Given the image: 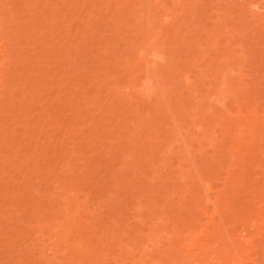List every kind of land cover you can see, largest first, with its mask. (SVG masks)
<instances>
[{"label": "rangeland", "instance_id": "rangeland-1", "mask_svg": "<svg viewBox=\"0 0 264 264\" xmlns=\"http://www.w3.org/2000/svg\"><path fill=\"white\" fill-rule=\"evenodd\" d=\"M169 1L0 0V264H264V3Z\"/></svg>", "mask_w": 264, "mask_h": 264}, {"label": "bare ground", "instance_id": "bare-ground-1", "mask_svg": "<svg viewBox=\"0 0 264 264\" xmlns=\"http://www.w3.org/2000/svg\"><path fill=\"white\" fill-rule=\"evenodd\" d=\"M154 1H157V0H154ZM231 1H239V2H241V3H243L245 0H231ZM250 1V0H249ZM158 2H160V1H158ZM169 3H170V5H169V7L166 9V15H164V16H166V17H163V19H164V21L166 22V23H168V24H170V26H171V28L173 29V28H175L177 25H179L180 23L179 22H181V20H183L182 19V17L184 18V16H185V8H184V6H185V2H184V0H170L169 1ZM258 3H259V5H262V3H264V0H260V1H258ZM158 4V3H157ZM179 10H181L180 12H179ZM2 22H0V31H2V30H5V29H2L3 27H1V24ZM163 24H165L164 22H162ZM18 24V23H17ZM3 26V25H2ZM8 28V29H7ZM6 29V31H10L9 30V27H7ZM22 28V27H21ZM18 29V28H17ZM15 30V29H14ZM23 30V29H22ZM19 31V30H18ZM159 32V31H158ZM2 33H3V31H2ZM0 34H1V32H0ZM4 36H2V38L3 37H6V36H8V33L6 32V33H4L3 34ZM6 35V36H5ZM10 35V34H9ZM1 35H0V46L2 45V43L4 44L5 43V41H4V38H3V41H1ZM149 43H151V46L153 45L152 43H155V41H152V40H150L149 41ZM148 45H150V44H148ZM3 46V45H2ZM3 47H5V46H3ZM9 47V46H8ZM149 47V46H148ZM12 49V48H11ZM13 50V49H12ZM3 52L4 51H6V53H7V51H9V49H7V47H6V49L4 48L3 50H2ZM142 51H144V50H142ZM150 52V51H149ZM155 52V51H154ZM5 52H4V54H6ZM19 53V52H18ZM145 52H143V54H144ZM142 54V53H141ZM138 55V54H137ZM149 56H151L150 54H149ZM154 56H156L155 54H154ZM143 59H141L140 61H142V60H145V58H146V56L145 57H143V56H141ZM148 57V56H147ZM157 57V56H156ZM156 57H150L149 59H148V61H149V63H150V65L152 66H154V64L156 63ZM6 58H7V56H6ZM137 61H139L138 59H137ZM139 61V62H140ZM7 62V61H6ZM142 63V62H141ZM139 64V63H138ZM0 65H2V64H0ZM143 65H145V62H144V64ZM149 65V64H148ZM152 66V67H153ZM148 68V67H147ZM155 68V67H154ZM153 68V69H154ZM148 69H150V68H148ZM149 71V70H148ZM147 74H148V72H147ZM146 78V77H145ZM143 79V78H142ZM149 81V80H148ZM151 81V80H150ZM141 82V81H140ZM138 84V83H137ZM128 85V84H127ZM126 85V86H127ZM139 89L141 90H143L144 91V89H147V82L144 80V81H142V83H139ZM154 85V84H153ZM153 85H152V87H153ZM125 86V87H126ZM129 86V85H128ZM131 86V85H130ZM150 86V85H149ZM149 86H148V88H149ZM133 87H135L134 85H133ZM131 88H132V86H131ZM155 89H157L156 87H154ZM154 88H152V89H150V91L151 90H153ZM131 90V89H130ZM139 90V91H140ZM138 91V90H137ZM150 91L148 90V91H146V92H149L150 93ZM154 91V90H153ZM156 91V90H155ZM152 92V91H151ZM140 93V92H139ZM148 93V94H149ZM141 94H142V92H141ZM245 124H248V122H246ZM226 179H228V178H226ZM226 182H227V180H226ZM201 186H202V197L204 198L202 201H203V203H202V205H201V208H200V210L203 212V213H207L205 210H207V207L209 206V205H212V206H214V208H213V210L211 211V213L208 215L209 217H208V219H210L206 224H207V226L210 224V223H212L211 225H212V227L211 228H214L213 229V231H206L207 232V234H205V237L206 236H208V237H210L211 239H210V241H213L212 243H214V241L215 240H218V237L221 239V241H223V242H220V241H218L219 243H223L222 245L223 246H226V247H229V240L231 239V240H233L232 242L234 243V241H236L237 240V242L239 243V241H240V239H237L236 237V240H234L233 239V237H231L232 235H230V236H228V229H227V227H223V222H224V220H225V218H226V216H225V211H223V210H221V208H220V206L218 205V203L219 202H221V203H227L228 201H227V198H225V194H223V196L221 195V192L219 191V192H217V196H212L213 195V187H212V185L210 184V183H208L207 181H204V182H202V184H201ZM73 190V191H72ZM74 190H75V188L74 189H71V191H70V196H69V194L67 195V193H66V199H67V196H69L68 197V200H66V201H70V202H72V203H75V202H73V200L75 201V199H76V197H75V195H77V192H74ZM77 190V189H76ZM69 192V191H68ZM64 193V192H63ZM64 193V194H65ZM73 193H74V195H73ZM76 193V194H75ZM72 195H73V197H72ZM69 198H71V200H69ZM75 198V199H74ZM82 203V202H81ZM78 205V204H77ZM81 206H83V205H81ZM207 215V214H206ZM214 218V219H213ZM255 220H256V218H255ZM254 220V221H255ZM57 221V220H56ZM55 221V222H56ZM260 222V221H259ZM57 223L58 224H60V225H58V227H60L61 225H62V222L60 223V221L58 222L57 221ZM225 223V222H224ZM39 224H41L40 222H39ZM38 224V225H39ZM45 225H47L46 223H44ZM43 223H42V225H44ZM56 224H55V226H57ZM214 225V226H213ZM226 224H224V226H225ZM48 226V225H47ZM50 226V225H49ZM203 226H205V225H203ZM207 226H205L206 227V229H208L207 228ZM40 228H41V226H39ZM45 227V226H44ZM205 227H203L204 229H202L203 231H205ZM49 228V227H48ZM51 228V227H50ZM60 228H62V226L60 227ZM63 228H64V226H63ZM52 229V228H51ZM197 228H195V230H194V232H190V236H188L187 238L189 239V237H193V233H196V235L198 234V230H196ZM41 230H43V229H41ZM201 230V229H200ZM190 231V230H189ZM42 232V231H41ZM51 232H53V231H51ZM67 232V231H66ZM201 232V231H200ZM230 233V232H229ZM241 233V232H240ZM247 233V232H246ZM183 234V233H182ZM65 235H66V233H65ZM64 235V236H65ZM241 235V234H240ZM243 235V234H242ZM241 235V236H242ZM63 235L62 236H60V238L62 237V241H64L63 240V237H64ZM195 236V235H194ZM197 236H199V234L197 235ZM217 236V237H216ZM229 237H230V239H229ZM244 237V236H243ZM242 237V238H243ZM182 238V237H181ZM207 238V237H206ZM194 239H195V237H194ZM193 239V240H194ZM209 239V238H208ZM213 239V240H212ZM197 240V239H196ZM195 240V241H196ZM243 240V239H242ZM246 240V239H245ZM61 241V242H62ZM209 241V240H208ZM185 242V241H184ZM184 242H182V246H180V247H183V245L185 244ZM187 242V241H186ZM197 242V241H196ZM218 242L216 241V243L218 244ZM236 242V243H237ZM242 242V241H241ZM240 242V243H241ZM244 242V241H243ZM247 242H248V240H247ZM184 243V244H183ZM190 243V242H189ZM202 243V242H201ZM200 243V244H201ZM205 243H207V242H205ZM212 243H208L209 244V247H207V245L208 244H205L206 246V249L204 248V246L202 245V247H203V249H205L206 251L208 250V249H210V250H212L213 248H214V246L216 245H214L213 246V244ZM236 243H234V250H235V252H233L232 251V248H230V249H228V254H227V258H229L230 259V263H234V264H242L241 262H242V260H245L244 258H245V250H243V246H241V244L239 243V245H238V243L236 244ZM236 244V245H235ZM194 244H191V247L193 246ZM244 245V244H243ZM187 246V247H186ZM217 246V245H216ZM215 246V247H216ZM218 246H219V244H218ZM186 249L187 248H189L190 246H189V244L188 245H186L185 244V246H184ZM183 247V248H184ZM191 247L189 248V249H191ZM201 247V248H202ZM213 247V248H212ZM184 248V249H185ZM208 248V249H207ZM185 249V252H183V253H187L185 256H184V254H182V256L180 255V257L182 258L183 256V259L180 261V257H179V254L177 255L178 256V258H180V259H177L178 261H176V262H178V263H181V264H186V261H185V259L187 260V258L189 257V256H192L191 258L193 259V258H195V259H193V260H196L197 261V256L198 257H200V254L201 253H197V254H194V253H190V250H186ZM216 249V248H215ZM205 250H204V253H208V252H205ZM209 251V250H208ZM211 252H214V250L213 251H210L209 252V254L211 255L212 253ZM217 252V251H216ZM215 252V256H216V254H217V256H218V254L220 253H216ZM172 253V252H171ZM175 255V254H174ZM196 255V256H195ZM202 255H203V250H202ZM207 255V254H206ZM186 256H187V258H186ZM213 256V255H212ZM211 256V257H212ZM215 256H213V257H215ZM203 257V256H202ZM206 257H208V256H206ZM210 257V258H211ZM220 257H218V259H219ZM226 258V257H225ZM191 259V260H192ZM203 259H204V257H203ZM215 259V258H214ZM217 259V258H216ZM221 259V258H220ZM219 259V260H220ZM180 261V262H179ZM199 261V260H198ZM197 261V262H198ZM208 261V260H207ZM206 261V262H207ZM218 261V260H217ZM174 262V261H173ZM187 262H188V260H187ZM205 262V264H207ZM210 262V261H209ZM225 262V261H224ZM226 262H228V260L226 261ZM248 261L246 260V263H247ZM221 263H223V262H221ZM245 263V264H246ZM140 264V263H139ZM156 264V263H155ZM158 264V263H157ZM219 264V263H218ZM225 264V263H224ZM228 264V263H227ZM243 264H244V262H243Z\"/></svg>", "mask_w": 264, "mask_h": 264}]
</instances>
